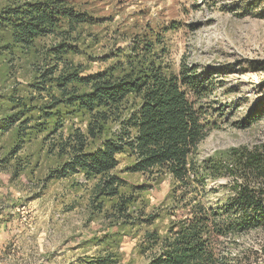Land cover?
<instances>
[{"label": "trees", "instance_id": "16d2710c", "mask_svg": "<svg viewBox=\"0 0 264 264\" xmlns=\"http://www.w3.org/2000/svg\"><path fill=\"white\" fill-rule=\"evenodd\" d=\"M258 6L245 10L260 16L253 12ZM94 23L73 0H0V79L14 61H34L30 81H14L0 92V172L34 174L38 157L21 152L39 139L41 151L55 157L42 183L83 179L73 184L87 188L88 220L99 218L102 226L86 240L96 252L79 264H125L126 238L136 239L145 264H231L219 250L220 238L264 229V150L231 148L196 161L198 144L215 127L205 119L202 99L217 71L185 61L176 73L169 69L162 31L171 24L135 34L110 55L114 62L83 72L71 56L80 53V27ZM45 38L51 42L42 46ZM250 112L257 113L254 121L264 113V96ZM4 136L11 139L7 147ZM120 156L129 161L116 171ZM122 173H139L157 185L168 177L169 191L146 211L139 198L147 185L130 184ZM224 177L229 192L207 203V187ZM164 219L163 230L153 226Z\"/></svg>", "mask_w": 264, "mask_h": 264}, {"label": "rangeland", "instance_id": "374dc122", "mask_svg": "<svg viewBox=\"0 0 264 264\" xmlns=\"http://www.w3.org/2000/svg\"><path fill=\"white\" fill-rule=\"evenodd\" d=\"M73 3L89 12L95 21L80 27L76 44L80 53L71 56L74 63L84 68L83 72H94L114 62L110 55L128 47L135 34L149 29L160 31L171 24L174 28L162 31L167 48L162 61L169 69L176 73L185 61L198 66L200 71H217L211 79V92L202 99L207 110L205 119L215 127L198 144L196 161L231 148L264 150V113L254 121L257 113L250 112L264 96V0H73ZM247 4L259 5L253 12L262 15L246 12ZM50 42L45 38L40 44ZM32 61L25 57L14 61L11 73L8 71L5 79H0V92L11 89L14 81L23 84L30 81ZM248 115L250 123L239 127V122ZM74 123L78 125L76 120ZM38 140L21 152L33 154V159L38 157L34 174L12 178L11 170L0 172V264H79L84 255L96 252L86 240L102 223L99 218L88 220L87 188L73 184L83 182L81 177L41 182L49 166L54 165L55 157L41 151ZM10 141L9 136H4L3 146L7 147ZM128 161L120 156L116 171H121ZM121 176L130 184L147 185L139 198L146 200V211L158 205L169 191L168 177L157 185L139 173ZM228 182L229 178L224 177L210 183L203 194L205 201L214 203L225 196L229 188L222 185ZM210 188L216 190L212 192ZM166 224L164 219L153 226L163 230ZM135 242L136 239L126 238L122 244L123 263H146L144 257L137 255ZM218 247L231 264H264V229L220 238Z\"/></svg>", "mask_w": 264, "mask_h": 264}]
</instances>
